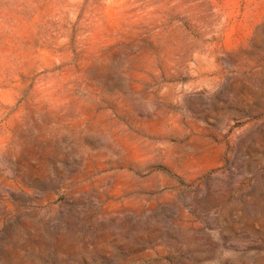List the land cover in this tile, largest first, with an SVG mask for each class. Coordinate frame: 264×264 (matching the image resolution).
I'll return each instance as SVG.
<instances>
[{
  "label": "rangeland",
  "instance_id": "374dc122",
  "mask_svg": "<svg viewBox=\"0 0 264 264\" xmlns=\"http://www.w3.org/2000/svg\"><path fill=\"white\" fill-rule=\"evenodd\" d=\"M0 264H264V0H0Z\"/></svg>",
  "mask_w": 264,
  "mask_h": 264
}]
</instances>
